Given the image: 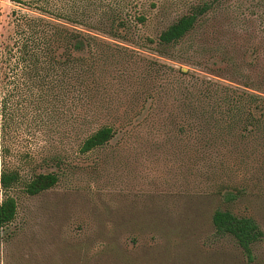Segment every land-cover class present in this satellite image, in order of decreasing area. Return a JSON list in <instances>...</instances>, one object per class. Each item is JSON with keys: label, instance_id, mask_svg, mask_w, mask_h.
<instances>
[{"label": "rangeland", "instance_id": "obj_1", "mask_svg": "<svg viewBox=\"0 0 264 264\" xmlns=\"http://www.w3.org/2000/svg\"><path fill=\"white\" fill-rule=\"evenodd\" d=\"M204 1L195 29L157 51L159 34ZM211 1L0 0V176H20L6 192L17 211L0 229V264H264V103L242 102L250 124L231 109L236 94L264 98L240 86L264 92V0ZM43 9L92 38L89 107L38 111L2 60L12 11ZM113 14L133 21L127 38L105 33ZM102 126L115 136L80 153ZM50 172L54 187L25 192ZM219 208L262 230L251 258L214 229Z\"/></svg>", "mask_w": 264, "mask_h": 264}, {"label": "trees", "instance_id": "obj_2", "mask_svg": "<svg viewBox=\"0 0 264 264\" xmlns=\"http://www.w3.org/2000/svg\"><path fill=\"white\" fill-rule=\"evenodd\" d=\"M13 1L28 6L21 0ZM209 6L210 2L204 1L194 6L188 14L171 23L159 34L156 41L157 51L166 50L181 42L195 29L200 18L209 11ZM40 11L42 13L36 15L21 10H13L11 13L12 32L8 35V43L4 46L7 57L2 60L12 62L11 69L16 89L24 88L38 111L48 110L59 115L60 110L76 108L78 104L89 107L87 101L90 98L91 87L87 75L90 72V64L87 62L95 60L96 55L92 52L90 57L86 58L82 53L86 47H90L92 38L83 36L60 22L67 20L78 23L77 19L63 16L54 10ZM139 19L143 21V18ZM108 21V30L105 32L108 35L125 39L131 34L133 25L131 19H122L119 14H113ZM240 86L246 90L264 93L262 88H257L249 82ZM245 99H250L258 106L264 103V98L250 92L236 94L235 100L238 105L231 109L242 117L241 122L250 124L253 120L250 112L248 115L246 112H241L244 110L242 102ZM114 136V128L102 126L83 138L79 152L85 154L103 147ZM19 180L20 176L17 172L1 173L0 184L5 194L0 201V229L13 221L16 216V201L6 192ZM57 182L56 173L38 174L26 183L25 192L32 196L37 195L51 189ZM211 221L216 232L232 237L245 255L248 258L252 257V246L263 237L262 230L253 219L239 217L228 209L219 208L213 213Z\"/></svg>", "mask_w": 264, "mask_h": 264}]
</instances>
